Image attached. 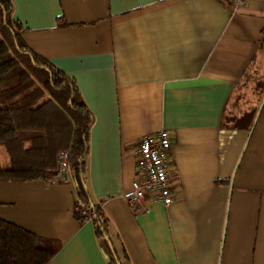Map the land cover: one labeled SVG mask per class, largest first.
I'll use <instances>...</instances> for the list:
<instances>
[{
	"label": "crops",
	"instance_id": "1",
	"mask_svg": "<svg viewBox=\"0 0 264 264\" xmlns=\"http://www.w3.org/2000/svg\"><path fill=\"white\" fill-rule=\"evenodd\" d=\"M10 1L93 114L86 183L108 240L76 218L72 183L0 181V220L58 247L50 264H264V0ZM161 130L179 199L139 213L124 192ZM41 134L18 132L26 147Z\"/></svg>",
	"mask_w": 264,
	"mask_h": 264
},
{
	"label": "trees",
	"instance_id": "2",
	"mask_svg": "<svg viewBox=\"0 0 264 264\" xmlns=\"http://www.w3.org/2000/svg\"><path fill=\"white\" fill-rule=\"evenodd\" d=\"M12 9L10 0H0V146L12 160L9 168L0 163V181L49 182L57 175L60 153L68 152L75 205L89 210L97 234L108 240V220L86 183L93 114L75 82L27 46ZM22 130L42 134L26 147L18 135ZM75 216L87 222L81 212ZM57 252L51 242L0 220V264H50ZM112 264H120L116 256Z\"/></svg>",
	"mask_w": 264,
	"mask_h": 264
},
{
	"label": "built area",
	"instance_id": "3",
	"mask_svg": "<svg viewBox=\"0 0 264 264\" xmlns=\"http://www.w3.org/2000/svg\"><path fill=\"white\" fill-rule=\"evenodd\" d=\"M236 8L246 7V0H234ZM175 135L171 131L161 130L143 136L137 145L136 162L138 178L124 192V198L129 205L139 213H149L147 201L171 206L179 199L173 188L171 174V149ZM52 184L71 183L70 156L62 152L58 158L57 175L50 181ZM75 211L81 212L87 222L92 221L93 215L84 206H76Z\"/></svg>",
	"mask_w": 264,
	"mask_h": 264
},
{
	"label": "rangeland",
	"instance_id": "4",
	"mask_svg": "<svg viewBox=\"0 0 264 264\" xmlns=\"http://www.w3.org/2000/svg\"><path fill=\"white\" fill-rule=\"evenodd\" d=\"M261 81V80H259ZM264 84H260L259 88L260 89H263L264 90V87H263ZM250 88V87H249ZM249 88L247 87L245 90H241V91H238L237 92V96H238V99H240L241 101L244 99L246 100L247 98L249 99V94H251V91L249 90ZM3 104H1L2 106ZM8 153L3 149V148H0V162L1 164L3 165V167L5 168H9L11 165H8Z\"/></svg>",
	"mask_w": 264,
	"mask_h": 264
},
{
	"label": "water",
	"instance_id": "5",
	"mask_svg": "<svg viewBox=\"0 0 264 264\" xmlns=\"http://www.w3.org/2000/svg\"><path fill=\"white\" fill-rule=\"evenodd\" d=\"M109 245H110L111 248H113L110 242H109Z\"/></svg>",
	"mask_w": 264,
	"mask_h": 264
}]
</instances>
